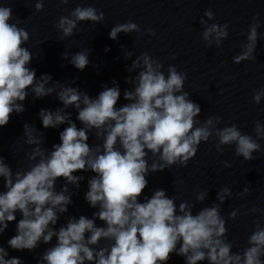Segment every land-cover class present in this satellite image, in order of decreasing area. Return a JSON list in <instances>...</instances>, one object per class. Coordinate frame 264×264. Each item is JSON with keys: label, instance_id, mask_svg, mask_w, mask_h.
<instances>
[{"label": "clouds", "instance_id": "clouds-1", "mask_svg": "<svg viewBox=\"0 0 264 264\" xmlns=\"http://www.w3.org/2000/svg\"><path fill=\"white\" fill-rule=\"evenodd\" d=\"M68 5L70 0H59ZM44 10V0H36L35 11ZM67 15L58 18L55 28L62 34L60 40L75 34L80 22L98 24L104 12L92 6H76ZM206 17L207 19H204ZM215 20L211 8L199 19L203 26L201 38L207 47L222 48L228 38L229 25L208 23ZM10 6L0 5V128L6 126L13 114L26 109L24 101L53 96L62 107L41 108L38 117L44 129H58L60 143L51 149L45 147V133L35 124L24 123L23 144L27 163L15 170L0 155V235L10 222L21 218L16 234L7 244L15 251H35L41 244L50 245L37 257L38 264H167L172 254L184 258L185 264H264V224L253 221V230L247 237V246L233 251L228 239L226 218L221 206L232 191L224 186L217 192L215 202L194 213L197 203H203L209 191H197L195 201H181L169 197L164 189H155L144 196L150 174L163 172L173 166L186 167L198 151L199 145L215 138L214 147L223 153L225 147H234V155L252 161L254 153L264 152L259 141L264 140V123L257 120L255 136L243 133L236 124L218 127L222 117L209 115L200 120L201 106L184 90L187 74L175 65L164 64L147 52H142L131 66L134 76L125 78L130 89L123 90L127 103L117 106L121 89L113 80L112 87L104 86L96 97L90 96L69 82L53 81L50 74L37 78L30 67L34 58L26 46L30 33L19 26ZM259 14L252 17L240 44V53L233 57L235 64L257 60L258 40L264 36ZM154 36V29L146 30ZM120 33H141L138 24L128 21L116 24L109 38L117 40ZM110 49L105 48V52ZM90 50L76 53L65 51L62 60L83 71L90 63ZM133 56L125 52V59ZM70 57V60L68 59ZM118 59V58H117ZM51 85V86H49ZM264 99V87L257 89L253 103ZM75 109L76 121L72 119ZM90 135L98 143L89 144ZM151 159V162L149 160ZM230 168L228 161L221 162ZM77 172H91L84 199L93 209L92 218L69 215L66 223L55 227L73 204L72 189H79L85 180ZM64 184L57 190V182ZM182 183V181H181ZM251 194L248 186L237 197ZM141 197L143 201L141 202ZM255 215L257 207L248 210ZM239 209L232 210L227 220H234ZM97 220L103 226L97 225ZM55 238V243L52 241ZM0 264H23L18 257H9L0 246Z\"/></svg>", "mask_w": 264, "mask_h": 264}]
</instances>
